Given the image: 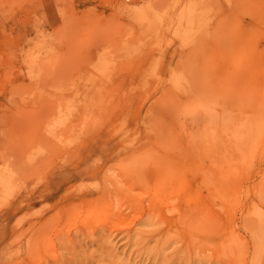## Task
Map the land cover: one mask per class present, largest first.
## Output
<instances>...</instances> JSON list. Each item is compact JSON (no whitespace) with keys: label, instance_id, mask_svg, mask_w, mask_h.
Returning <instances> with one entry per match:
<instances>
[{"label":"rangeland","instance_id":"374dc122","mask_svg":"<svg viewBox=\"0 0 264 264\" xmlns=\"http://www.w3.org/2000/svg\"><path fill=\"white\" fill-rule=\"evenodd\" d=\"M150 1L170 6L173 0ZM188 1L198 13L209 4H177ZM144 2H0V74H9L7 82L0 78V264H264L263 193H244L242 207L220 211L217 221L206 217L202 205L186 202L187 192L180 190L184 173L189 192L201 197L214 185L200 173L198 130L188 120L183 130L144 127L149 98L134 120L133 113L117 111L109 119L73 114L59 124L49 111L55 97L24 92L32 87L22 67L29 48H38L46 80L98 79L104 64L113 79L168 78L173 71L200 78L207 47L203 28L184 39L169 30L145 39L148 26L135 18ZM237 15L222 12L227 23ZM238 18L252 22L248 15ZM151 63L156 74L149 71ZM140 101L131 98V109ZM42 108L47 111L40 113ZM90 119L96 125L83 131ZM8 168L14 177L6 190ZM173 168L176 178L165 186L175 197L155 210L161 169ZM213 201L218 207L219 200ZM229 239L236 245L227 244Z\"/></svg>","mask_w":264,"mask_h":264},{"label":"bare ground","instance_id":"6f19581e","mask_svg":"<svg viewBox=\"0 0 264 264\" xmlns=\"http://www.w3.org/2000/svg\"><path fill=\"white\" fill-rule=\"evenodd\" d=\"M1 1L7 4L13 0ZM144 1L145 6L136 10L135 18L148 26L145 39H159L164 30L184 39L188 31L203 28L207 47L200 78L173 71L168 78L113 79L103 63L104 67H99L102 76L98 79L46 80L42 74L45 63L41 64L43 61L37 57L38 48L36 51L29 48L22 54V67L32 87L24 92L33 98L55 97L49 111L58 117L59 124H65L73 114L83 117L103 114L109 119L117 111L133 113L134 120L147 107L149 98H152L150 104L144 110L149 120L142 122L144 127L183 130V120H188L198 130L195 134L198 140H194L199 149L197 159L203 162L200 173L212 179L214 185H208V195L201 197L197 191L189 192L191 188L184 173L180 177V190L187 192L188 204L202 205L207 209L206 217L217 221L220 211L230 214L242 207L244 193L264 194V0H220L219 3L209 0L201 13L197 12L195 2L177 4L178 0H173L170 6H156L150 0ZM224 9L237 13V19L227 23L222 17ZM241 15H248L251 24H244L238 18ZM215 16L218 19L213 24ZM36 43L39 45L40 41ZM156 65L151 63V73L156 74ZM6 77L8 73L0 74L5 82ZM42 86L47 95L42 93ZM133 97L141 101L132 110ZM43 111L47 110H39ZM92 125L96 123L90 119L82 130L88 132ZM54 137L58 138L56 134ZM185 143L189 149L193 148L192 140ZM169 164L173 167L176 163L170 160ZM164 170L161 169L162 182L154 194L158 203L155 210L161 204L170 206L169 199L175 197L172 188L165 184L176 178L177 172L174 168ZM3 172L8 190L13 185L14 172L10 168ZM216 198L218 207L213 201ZM232 243L236 245L235 240L227 242ZM236 254L234 250L231 258L235 260Z\"/></svg>","mask_w":264,"mask_h":264}]
</instances>
